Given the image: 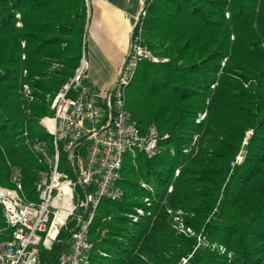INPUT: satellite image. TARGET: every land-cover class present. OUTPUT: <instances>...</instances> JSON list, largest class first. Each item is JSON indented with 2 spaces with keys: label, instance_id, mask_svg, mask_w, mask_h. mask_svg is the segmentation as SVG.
Masks as SVG:
<instances>
[{
  "label": "trees",
  "instance_id": "1",
  "mask_svg": "<svg viewBox=\"0 0 264 264\" xmlns=\"http://www.w3.org/2000/svg\"><path fill=\"white\" fill-rule=\"evenodd\" d=\"M89 20L88 0H0V184L14 187L18 171L28 200L49 172L37 146L54 153L45 121ZM141 29L168 61L139 65L127 106L161 138L153 157L125 155V195L104 199L90 227L92 264H264V0H146ZM178 212L195 235L176 228ZM73 227L39 264L70 249ZM12 235L0 203V239Z\"/></svg>",
  "mask_w": 264,
  "mask_h": 264
},
{
  "label": "built area",
  "instance_id": "2",
  "mask_svg": "<svg viewBox=\"0 0 264 264\" xmlns=\"http://www.w3.org/2000/svg\"><path fill=\"white\" fill-rule=\"evenodd\" d=\"M144 61L168 59L156 56L144 43L142 29L134 30L116 79L96 93L86 84L91 63L83 52L73 75L52 101L54 115L45 121L53 136V155L44 145L37 146L49 164V172L37 185L38 199L28 200L23 194L18 171L13 176L14 187L0 184V203L13 232L12 238L0 239V264H39L41 249H52L72 221L70 249L59 255L56 264H92L90 227L104 199L120 200L125 195L120 186L125 155L153 157L158 152L159 128L151 125L143 131L127 106L128 88ZM24 93L33 99L30 85H24ZM252 134L248 132L246 143ZM63 153L68 171L60 168ZM145 202L150 205L149 198ZM180 213L175 217L176 228L195 235ZM144 215L145 210L137 208L130 217L138 222ZM188 260L184 258L180 264H188Z\"/></svg>",
  "mask_w": 264,
  "mask_h": 264
},
{
  "label": "crops",
  "instance_id": "3",
  "mask_svg": "<svg viewBox=\"0 0 264 264\" xmlns=\"http://www.w3.org/2000/svg\"><path fill=\"white\" fill-rule=\"evenodd\" d=\"M146 0H88L89 24L86 48L91 47V67L97 75L87 86L96 93L105 91L116 79L130 46Z\"/></svg>",
  "mask_w": 264,
  "mask_h": 264
},
{
  "label": "rangeland",
  "instance_id": "4",
  "mask_svg": "<svg viewBox=\"0 0 264 264\" xmlns=\"http://www.w3.org/2000/svg\"><path fill=\"white\" fill-rule=\"evenodd\" d=\"M91 47L88 45L87 48L85 46V51L87 54H90ZM89 59V57H88ZM90 61V59H89ZM97 75V67H91L89 70V79L87 80V83L90 84L92 82L93 76ZM92 76V78H90ZM144 184V183H143Z\"/></svg>",
  "mask_w": 264,
  "mask_h": 264
},
{
  "label": "water",
  "instance_id": "5",
  "mask_svg": "<svg viewBox=\"0 0 264 264\" xmlns=\"http://www.w3.org/2000/svg\"><path fill=\"white\" fill-rule=\"evenodd\" d=\"M144 7H145V2H144ZM143 11H144V8H143V10H142V12H141V14H140V16H139L138 22H139L141 16L143 15ZM138 22H137V24H138ZM137 24H136V26H137ZM136 26L134 27L133 32H134Z\"/></svg>",
  "mask_w": 264,
  "mask_h": 264
}]
</instances>
